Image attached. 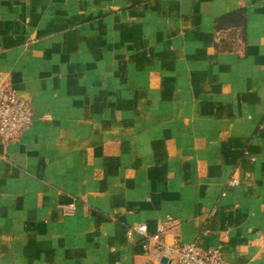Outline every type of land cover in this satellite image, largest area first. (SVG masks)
Returning a JSON list of instances; mask_svg holds the SVG:
<instances>
[{"label": "crops", "instance_id": "crops-1", "mask_svg": "<svg viewBox=\"0 0 264 264\" xmlns=\"http://www.w3.org/2000/svg\"><path fill=\"white\" fill-rule=\"evenodd\" d=\"M0 80L33 113L0 138V264H158L125 232L164 217L264 264V0H0Z\"/></svg>", "mask_w": 264, "mask_h": 264}, {"label": "built area", "instance_id": "built-area-1", "mask_svg": "<svg viewBox=\"0 0 264 264\" xmlns=\"http://www.w3.org/2000/svg\"><path fill=\"white\" fill-rule=\"evenodd\" d=\"M32 119L31 106L19 99L14 90L0 80V138L5 143L15 141L29 130ZM229 185L236 186L237 180L231 179ZM174 224L172 218L164 217L156 224L154 233L150 235L144 224L127 229L125 234L127 238L135 235L143 239V249H147L150 243L160 260H164L158 264H229L221 257L218 248L202 249L195 243L165 244L162 235Z\"/></svg>", "mask_w": 264, "mask_h": 264}, {"label": "trees", "instance_id": "trees-1", "mask_svg": "<svg viewBox=\"0 0 264 264\" xmlns=\"http://www.w3.org/2000/svg\"><path fill=\"white\" fill-rule=\"evenodd\" d=\"M221 24H223V26H226L224 27L223 31H225L226 29H231V30L241 29L243 27L242 11H235L217 20L215 26V33L218 34L219 32H221L222 29L218 28V26H220ZM216 39L218 45L223 46V44H225V42L222 41V39L218 40V36L216 37Z\"/></svg>", "mask_w": 264, "mask_h": 264}, {"label": "water", "instance_id": "water-1", "mask_svg": "<svg viewBox=\"0 0 264 264\" xmlns=\"http://www.w3.org/2000/svg\"><path fill=\"white\" fill-rule=\"evenodd\" d=\"M161 262H164V260H162Z\"/></svg>", "mask_w": 264, "mask_h": 264}]
</instances>
